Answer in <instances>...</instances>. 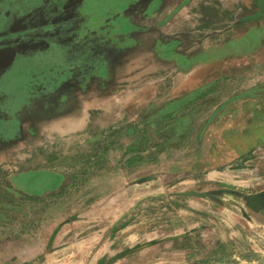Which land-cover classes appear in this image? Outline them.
<instances>
[{"label":"rangeland","instance_id":"1","mask_svg":"<svg viewBox=\"0 0 264 264\" xmlns=\"http://www.w3.org/2000/svg\"><path fill=\"white\" fill-rule=\"evenodd\" d=\"M16 6L0 13V264H246L172 186L193 156L253 142L222 131L253 100L242 121L262 120L264 0ZM252 156L263 186L264 146Z\"/></svg>","mask_w":264,"mask_h":264},{"label":"crops","instance_id":"2","mask_svg":"<svg viewBox=\"0 0 264 264\" xmlns=\"http://www.w3.org/2000/svg\"><path fill=\"white\" fill-rule=\"evenodd\" d=\"M257 103V100H253V103L248 104L245 108H239L236 115L240 117V120L236 121L235 124L230 123L222 131V137L226 138L229 131L236 130L238 135L242 136L244 134L247 137L246 140H253V142H250L251 145L249 144L248 147L240 150L238 149L239 142L238 144H232V148L228 149L221 150V145L220 152L215 153L213 150L208 159L204 161L199 159L208 154V149L202 154L199 153L193 156L190 158L188 171L187 173L185 172L183 180L179 178L176 184L172 186L173 190L182 193L198 191L207 194L200 196L180 193L178 198L182 199L179 200L184 201L186 195H190L195 198L194 204L203 202L205 205L203 209L199 208L202 214L194 217L191 220H194V222L190 223L189 226L195 227L203 223L206 237H212L213 239L211 246H227L229 249L228 255L246 264H255L264 251V201L251 200L248 197L264 192V185L262 186L260 182V173L255 175L253 173L254 168H248V165L257 166L258 158L253 157L252 153L254 151L256 153L259 148L264 146V141H260L258 129V127H261L260 124L263 123L264 125V112L261 114V121L258 117H249L242 121L243 116L249 115L248 110H255ZM242 111L244 112L242 113ZM235 112L236 110H234ZM250 151L251 154L249 155ZM191 155L190 153L189 156ZM236 164L237 166H241V164L247 165V168H245L247 171L244 173L240 171L228 172L226 170L228 168L236 169ZM197 174L200 177L199 180L202 179L208 182L206 186L202 187L205 189L201 190L197 186ZM223 180L228 181V184L224 185L222 183ZM255 181L257 182L255 183ZM219 194H226L225 199L219 198ZM185 202L187 201L185 200ZM207 212H211V214H207ZM57 228L55 227L53 234H55ZM147 244L143 243L141 245V247L146 246L144 250L140 249L141 254L145 252V249L149 248ZM153 245L158 246L157 243ZM133 249L126 250L125 253H129ZM108 260V263H110L114 258H109Z\"/></svg>","mask_w":264,"mask_h":264},{"label":"flooded vegetation","instance_id":"3","mask_svg":"<svg viewBox=\"0 0 264 264\" xmlns=\"http://www.w3.org/2000/svg\"><path fill=\"white\" fill-rule=\"evenodd\" d=\"M69 1L70 0H66L67 3ZM21 2L24 5H30L29 11L28 10H26V11L28 13H32V9H35L36 7H39L41 9L43 7L42 5L44 4L45 0H1V11H0V13H1V16L3 17V19L4 18H8L9 17V13H11L12 11H13L12 13H14L12 16L16 15L17 13H20L18 9H21V8L17 7L16 5H20ZM34 2H36V3H34ZM39 4H40V6H38ZM12 7H14V9H11ZM26 11H24V12H26ZM24 12H22V13H24ZM20 16H22V14H20V15L18 14L17 15V17H20ZM12 20H14V21L18 20V18H13ZM69 25L70 24H67V26H69ZM2 38L10 40L12 42L11 45H15L14 40L16 39V35L3 36ZM7 45H8V43L6 41L2 45H0V60L2 58H4V55L6 54V51H8V46ZM15 74H18V73H15ZM3 93H4V95L6 94L5 91H3ZM11 93L9 94V96H5V97L8 98V100L12 101V103H15L16 102L15 101L16 97L13 95V93L12 94ZM0 94L3 96L1 90H0Z\"/></svg>","mask_w":264,"mask_h":264},{"label":"water","instance_id":"4","mask_svg":"<svg viewBox=\"0 0 264 264\" xmlns=\"http://www.w3.org/2000/svg\"><path fill=\"white\" fill-rule=\"evenodd\" d=\"M182 194H191V195H200V196L207 195L204 192H198V191H187V192H183ZM262 196H264V192H262L260 194H253V195H250L248 197L251 200L264 201V197H262ZM255 264H264V251H263L261 257L255 262Z\"/></svg>","mask_w":264,"mask_h":264},{"label":"trees","instance_id":"5","mask_svg":"<svg viewBox=\"0 0 264 264\" xmlns=\"http://www.w3.org/2000/svg\"><path fill=\"white\" fill-rule=\"evenodd\" d=\"M102 262H103V261H102ZM98 264H101V263L98 262Z\"/></svg>","mask_w":264,"mask_h":264}]
</instances>
